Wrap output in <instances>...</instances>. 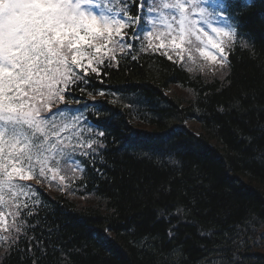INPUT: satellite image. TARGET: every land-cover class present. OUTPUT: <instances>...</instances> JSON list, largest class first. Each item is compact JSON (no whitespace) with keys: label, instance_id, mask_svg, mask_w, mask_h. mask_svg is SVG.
<instances>
[{"label":"trees","instance_id":"obj_1","mask_svg":"<svg viewBox=\"0 0 264 264\" xmlns=\"http://www.w3.org/2000/svg\"><path fill=\"white\" fill-rule=\"evenodd\" d=\"M222 4L240 22L227 68L139 37L137 60L114 55L104 83L90 77L89 90L108 94H69L95 99L87 115L105 133L104 162L74 200L34 199L36 214L18 218L35 226L27 235L7 217L0 264H32L24 249L36 241L40 264H264V0Z\"/></svg>","mask_w":264,"mask_h":264},{"label":"snow or ice","instance_id":"obj_2","mask_svg":"<svg viewBox=\"0 0 264 264\" xmlns=\"http://www.w3.org/2000/svg\"><path fill=\"white\" fill-rule=\"evenodd\" d=\"M135 3L137 14L131 12L133 0H0V222L6 206L17 233H22L23 227H35L18 218L35 215L41 203L31 199L38 193L26 181L42 182L50 174L55 179L62 164L75 165L83 172L76 157H84L93 166L97 157L104 162L99 151L105 147L103 141L84 137L92 127L85 128L83 110L73 113L69 122L62 117L70 109L57 105L80 104L78 98L67 95L77 90L105 96L108 90H89L87 86L93 74L104 83L100 66L111 68L116 59L109 53L119 50L135 61L133 51L145 50L142 43L137 49L139 37L129 31L144 18L145 6L141 0ZM204 3L206 0H149L147 12L157 18L147 21L152 29L144 37L148 46L159 40L154 50L165 49L162 54L167 55L163 42L167 38L174 50L183 51L181 45L186 44L215 61L214 55L200 49V45H210L220 57V67L227 68L240 22L235 14L209 11L201 6ZM218 20L231 23L215 26ZM205 25L214 37L205 31ZM97 134L105 135L103 130ZM95 171L104 176L101 168ZM176 227L178 224L170 226V238ZM16 241L13 236V244ZM40 243H29L24 249L26 254L36 250L32 264H40Z\"/></svg>","mask_w":264,"mask_h":264},{"label":"rangeland","instance_id":"obj_3","mask_svg":"<svg viewBox=\"0 0 264 264\" xmlns=\"http://www.w3.org/2000/svg\"><path fill=\"white\" fill-rule=\"evenodd\" d=\"M157 17H156V15H155V13H151V14H147L146 15V22L149 20V19H156ZM228 25V22L226 21V20H224V21H220V20H218V21H216L215 22V26H219V27H225V26H227ZM204 27V29H205V31L210 35V36H213L214 37V34H212L211 33V31H210V29H208L207 28V26L205 25V26H203ZM209 46V48H213L212 46H210V45H208ZM209 52V51H208ZM209 54L210 55H212L210 52H209Z\"/></svg>","mask_w":264,"mask_h":264}]
</instances>
